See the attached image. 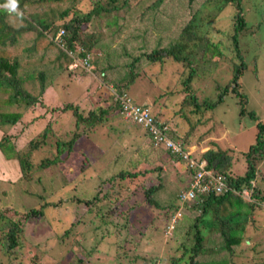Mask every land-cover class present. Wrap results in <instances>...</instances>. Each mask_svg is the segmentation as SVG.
<instances>
[{
  "label": "trees",
  "instance_id": "16d2710c",
  "mask_svg": "<svg viewBox=\"0 0 264 264\" xmlns=\"http://www.w3.org/2000/svg\"><path fill=\"white\" fill-rule=\"evenodd\" d=\"M82 1L91 5L88 11H82ZM230 1H234L237 6L231 38L234 51V55L230 57L233 74L227 83L220 86L216 97H204L200 101L195 96L192 84L203 74L199 67L209 62V74L212 56L217 55L219 59L222 57V61L227 57L219 44L211 42L205 34L203 26L209 15L201 9L206 2H213L220 12ZM196 2L197 0H16L17 7L13 10L11 0H0V150L3 156L16 160L23 175H30L32 167H53L62 160L60 154L63 150H68L70 155L77 154V142L83 137H90L97 125L102 123V127L107 124L109 126V118L118 114L125 117L126 98L133 105L148 108L153 124L163 133L167 130L166 134L169 131L173 135L174 130L170 125L173 123L172 118L165 108L166 100L177 92L168 91L165 85L162 87L161 82L164 81L161 77L157 81L155 75L151 76L152 69L168 60L181 66L178 80L184 85V91H189L185 100H191L193 111H200L202 108L214 110L215 106L230 95L236 101L232 100L233 104H238L240 115L258 119L257 112L248 107L250 87L247 80L251 75H245L244 72L248 66H252L251 71L258 70L264 48L248 46L249 52L253 54L251 56L245 47L240 46L239 37L247 27L241 0H203L202 5L194 8L191 15L177 25L180 9ZM112 12L115 14L112 15ZM133 13L136 14L133 16ZM93 16L96 17V22L92 28H88ZM119 17L127 23L132 18L140 19L144 24L142 32L134 34L131 41L128 40L129 34L109 37L117 31ZM101 26L106 27L110 33L104 36ZM132 41L136 43L133 47L130 46L134 43ZM76 60L83 68L91 66L92 70H97L103 82L113 84L114 92H110L106 100H103L105 104L92 106L94 109H88L87 112L86 109H76L78 103L74 105L64 101L66 104L62 109L72 111L73 125L70 123L68 128L59 132L63 136L56 134L52 120H49L26 144L17 147L9 129L32 110L31 106L36 103L49 105L42 98L44 92L70 64L76 65ZM159 84L162 90L159 89ZM133 86L138 94L131 88ZM154 88L158 89L156 94ZM129 89L132 94L128 93ZM125 119L141 126L155 148L161 147L174 159L186 162L185 169L189 172L184 185L179 187L177 181H164L158 173L162 166L157 165L147 170L157 171L156 181L148 183L149 178L141 183L144 188L143 201L151 210L158 213L165 211V214L170 212L172 217L181 202L185 208L195 211L194 216L181 212L179 218H174L168 264H264V222L261 220L264 215V170L258 166L264 159V120H257L254 140L245 150H241L244 168L239 172L235 171L234 161L239 160L240 156L235 154L234 158L228 149L210 147L203 151L200 159H197L199 162L204 160L202 169L197 164L193 166L190 163L184 140L178 143L171 136L170 139L178 147L173 148L167 144L165 137L157 140L141 123L131 117ZM51 135L56 150L52 156L47 153L50 144L44 147ZM37 151H43V154L35 160ZM93 160L89 159V164ZM89 164L85 170L93 173L88 168ZM139 174L137 171L119 168L111 176L115 180L109 190L131 195L136 189L131 188L130 181ZM218 177L223 182L219 190L215 180ZM183 189H190L191 193ZM246 191L250 192L249 198L245 197ZM72 197L78 201L83 200L88 209L72 220L71 227L64 233L70 230L73 232L78 225L83 224L77 234L84 236L89 231L88 228L92 227L86 221L92 207L102 200L110 202L108 198L111 196L106 192L98 195L93 191L83 196L74 193ZM40 204L28 212H19L9 205L0 207V248L13 261L12 264H24L23 259L27 257L33 258V261L40 260V256L36 258L37 249L31 251L19 235L24 222L32 216L34 219L44 216L45 202ZM140 206L137 202V208ZM129 207L132 209L131 205ZM35 245L37 246L36 243ZM84 247L85 250L78 254L70 252L66 264H88L87 258L96 245L87 247L84 244Z\"/></svg>",
  "mask_w": 264,
  "mask_h": 264
},
{
  "label": "rangeland",
  "instance_id": "374dc122",
  "mask_svg": "<svg viewBox=\"0 0 264 264\" xmlns=\"http://www.w3.org/2000/svg\"><path fill=\"white\" fill-rule=\"evenodd\" d=\"M202 2L203 0H197L192 6L186 5L180 9L181 12L177 14V18L180 17L177 19L179 22L177 25L183 23L191 15V11ZM206 3L201 10L208 13L209 19L207 21L205 19L203 30L211 42L219 44L222 53H226L227 57L222 61V57L219 59L217 55L212 56L209 74H207L209 62L199 67L203 74L192 84L195 87V96L200 101L204 97L206 99L216 97L220 86L227 83L233 74L230 57L234 55V51L231 38L234 32V15L237 11L234 1L225 4L220 12L213 2ZM241 4L247 27L239 37V43L252 56L248 46L264 48V0H241ZM80 5L82 11L91 8L87 1H82ZM113 14L115 12H112ZM135 14L133 13V16ZM95 22L96 17L93 16L88 28H92ZM100 22L102 24V20ZM143 25L140 19L132 18L127 23L119 17L116 23L117 31L109 37L129 34L128 40L131 41L134 34L142 32ZM101 30L104 31V36L110 33L104 26H101ZM132 42L134 43L130 45L131 47L136 44L135 41ZM172 62L168 60L151 71V76L155 75L157 81L160 77L163 79L162 87L165 85L168 91L177 92L166 100L165 109L172 118L173 123L170 125L174 130L173 135H170L169 131L166 135L172 136L178 143L184 140L188 150L187 157L193 166L198 165L197 159H200L203 151L215 147L221 150L228 149L234 158L235 154L239 155L240 159L234 161V168L240 172L244 168L241 150H245L254 140L257 120H264V53L261 61L259 60L258 70L251 71L252 66H248L244 72L245 75H251L247 80L250 87L248 107L249 109L252 107L259 115L255 120L248 115H240L238 104H233L234 98L230 95L226 96L224 102L215 106L214 110L202 108L200 111H193L191 100H185L189 91L186 93L184 85L178 80L181 66ZM112 86V83L106 84L102 81L97 70H92L89 66L87 69L83 68L79 62L76 65L70 64L44 92L42 98L49 105L36 103L19 123L9 129L13 143L17 147H22L41 131L49 120H52L56 134L63 136L59 132L68 128L70 123L73 125L72 111L62 109L66 104L64 101L74 105L78 103L76 109H86L87 112L88 109H94L92 106L105 104L103 100H106L110 92H114ZM162 87L159 89L162 90ZM131 88L138 94L135 86ZM157 90L154 88V94ZM125 118L121 114L110 117L109 126L107 124L102 127L100 123L90 137H83L77 142L79 147L77 154L70 155L68 150H63L60 154L62 160L55 166L45 169L32 167L30 175L21 174L17 161L5 158L0 150V207L9 205L19 212H28L32 207L41 205L40 203L45 202L46 205L44 216L35 219L32 216L23 223L19 231L21 240L30 250L37 249L36 258L40 256L39 261L27 257L23 259L24 264H66L70 252L78 254L85 250L84 244L87 247L96 245L91 256L87 258L88 264H168L174 218H179L181 212L194 216L195 211L185 208L181 202L172 217L170 212L165 214V211L158 213L151 210L143 201L144 188L141 183L149 178L148 183L155 182L159 173L164 181H177L179 187H182L189 172L185 169L186 162L174 159L161 147L155 148L142 127L133 124L132 121L128 122ZM143 127L145 128L144 125ZM53 140L52 135L49 136L44 146L50 144L47 151L50 156L56 153ZM42 154L43 151H37L35 160ZM92 158L94 160L89 164V159ZM88 164L93 173L85 170ZM157 165L162 166L158 173L156 170L147 171ZM258 166L264 170V159ZM119 168L140 173L130 181L131 188L136 189L131 195L109 190L115 180V178L112 180L111 176ZM93 191L98 195L106 192L111 196L108 198L110 202L102 200L92 207V212L86 219L92 227L88 228L89 231L84 236L77 234L83 224L78 225L73 232L70 230L64 233L71 227V221L88 209L83 200L78 201L72 195L75 193L83 196ZM244 194L249 198L250 192L246 191ZM185 196L188 197L187 194ZM137 202L141 205L140 208H137ZM261 220L264 222V215ZM3 253V249L0 248V264L7 262L12 264L13 261Z\"/></svg>",
  "mask_w": 264,
  "mask_h": 264
},
{
  "label": "built area",
  "instance_id": "2783aa9c",
  "mask_svg": "<svg viewBox=\"0 0 264 264\" xmlns=\"http://www.w3.org/2000/svg\"><path fill=\"white\" fill-rule=\"evenodd\" d=\"M124 110H125V115L127 117H131L133 120L141 123L145 127L148 128L150 133L154 136L155 139L160 140V138L165 137L166 142L169 146H172L173 148H178L177 145L166 135V132L164 133L159 130L154 124L152 120V115L150 113V110L146 107H141L138 104L133 105L129 101V98L124 99ZM198 165L203 169V164L198 163ZM205 170V169H204ZM206 172V171H204ZM199 176H196L198 178ZM195 178V179H196ZM217 182V190L220 189L221 185L223 184L221 177L215 178ZM188 193H191V190L189 189L187 191Z\"/></svg>",
  "mask_w": 264,
  "mask_h": 264
},
{
  "label": "clouds",
  "instance_id": "9594fccd",
  "mask_svg": "<svg viewBox=\"0 0 264 264\" xmlns=\"http://www.w3.org/2000/svg\"><path fill=\"white\" fill-rule=\"evenodd\" d=\"M11 6H12V9L13 10H15L16 9V7H17V4H16V0H11ZM84 68H88L87 66H84ZM89 68L90 69H92V67L91 66H89ZM125 117H127V116H125ZM127 118H129V117H127ZM165 132H167V130L165 131ZM199 163H202L203 164V167H204V160H201ZM199 166V165H198ZM263 204V203H262ZM264 205V204H263Z\"/></svg>",
  "mask_w": 264,
  "mask_h": 264
}]
</instances>
